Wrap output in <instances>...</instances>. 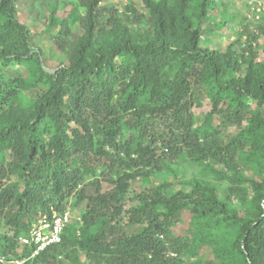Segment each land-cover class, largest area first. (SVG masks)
I'll return each instance as SVG.
<instances>
[{"label": "trees", "instance_id": "1", "mask_svg": "<svg viewBox=\"0 0 264 264\" xmlns=\"http://www.w3.org/2000/svg\"><path fill=\"white\" fill-rule=\"evenodd\" d=\"M104 1L0 0V255L80 210L24 264H264V22L222 0ZM23 8L66 63L47 69ZM226 30L225 50L204 44Z\"/></svg>", "mask_w": 264, "mask_h": 264}, {"label": "rangeland", "instance_id": "2", "mask_svg": "<svg viewBox=\"0 0 264 264\" xmlns=\"http://www.w3.org/2000/svg\"><path fill=\"white\" fill-rule=\"evenodd\" d=\"M132 1V3L141 9L143 13H147L146 7L143 5L142 0H105L103 4L105 5H116L120 10H125V7L129 4V2ZM226 3L228 8V14L229 17H242V19L247 18V24L250 26V31L252 33H255L258 31L257 26H255L256 23L264 22V0H222ZM47 12V10H45ZM21 19L23 22L27 23L31 26L32 31L35 34L36 42L39 46V48L43 51L44 56L46 57L45 62L47 65L48 70H55L58 68L61 64L66 63L65 57L63 54L60 53V51L57 50L55 45L46 37L45 34H43L42 29L44 28L43 24L37 25V22L34 21L35 17L37 16V13L31 14L28 10L25 8L20 9L19 11ZM48 13V12H47ZM63 14L62 12H60ZM233 17V18H234ZM222 19V18H221ZM237 19V18H235ZM238 22V20H236ZM236 22V23H237ZM213 23V22H212ZM241 24L238 22L235 27L236 30L234 32H237L239 29H242ZM238 29V30H237ZM223 34H220L221 36L214 35L211 38L208 39V41L204 44L209 45L213 48H221L226 49L228 45L236 38L234 36V33L232 30H226V32H222ZM247 39V36L245 35L242 40L245 41ZM261 45H264V35L261 34L260 39L256 42ZM260 48V47H259ZM261 56H264V50L262 48L258 49ZM211 103L209 99L204 100V104L202 107L196 109L197 117L203 118V116L210 110ZM201 121V120H200ZM238 131L237 127H229L225 132L229 134H234ZM187 169V176L190 178L194 174L200 172L199 167H195L193 165H186ZM165 175H160L158 178H164ZM157 181V180H156ZM181 187V185L176 186V188ZM140 190V184L136 183L135 186L132 187L131 194L133 195V192ZM247 196L251 199L253 195V190L251 188L248 189V192L246 191ZM245 193V194H246ZM232 205L237 210H243L245 207L241 203L239 198L233 197L231 200ZM131 202H128L127 207H130ZM82 208H84V205H82ZM74 217L79 221L80 219V210H76L75 214H73ZM191 219V213L189 211H186L184 214V222L181 223L177 228L176 232L178 234L185 233L188 223ZM2 231H9L10 229L5 226V228L1 229ZM132 231V229H131ZM202 255L205 260H210L213 258V254L211 252V249L203 248L202 249Z\"/></svg>", "mask_w": 264, "mask_h": 264}, {"label": "built area", "instance_id": "3", "mask_svg": "<svg viewBox=\"0 0 264 264\" xmlns=\"http://www.w3.org/2000/svg\"><path fill=\"white\" fill-rule=\"evenodd\" d=\"M72 219L70 211L55 213L52 218L45 216L34 224L30 235L23 237L22 240L27 244L36 245L35 254H37L52 244L60 243L63 232L71 224Z\"/></svg>", "mask_w": 264, "mask_h": 264}, {"label": "clouds", "instance_id": "4", "mask_svg": "<svg viewBox=\"0 0 264 264\" xmlns=\"http://www.w3.org/2000/svg\"><path fill=\"white\" fill-rule=\"evenodd\" d=\"M68 211H70V210H68ZM65 212H67V211H65ZM65 212H63V213H65ZM71 212V214H72V216H73V219H74V215H73V213H72V211H70ZM55 213H58L57 211H54L53 210V215L52 216H50V215H48V214H44V215H42V216H40L36 221H34V223L32 224V226H31V229H32V227L34 226V224H36L37 222H39V220L40 219H42L43 217H45V216H48L49 218H52L53 216H54V214ZM72 219V220H73ZM31 229H30V231L28 232V234L27 235H22V236H20L19 237V240H20V242H21V245L23 246V247H27V248H30V249H32L33 251L31 252V253H29V254H27V256H25L24 258H22V259H19V258H12V259H8L6 256H1L0 255V263H3V264H24V263H26L27 261H29L31 258H33V257H35L36 255H38L41 251H43V250H41L39 253H37V254H35V251H36V249H37V246L36 245H30V244H27V243H25L23 240H22V238L23 237H27V236H29L30 235V233H31ZM66 229V228H65ZM65 231V230H64ZM64 233V232H63ZM63 236V235H62ZM63 239V238H62ZM56 244H58V243H56ZM52 245H54V244H52ZM51 246V245H50ZM49 247V246H48ZM47 247V248H48ZM46 249V248H45Z\"/></svg>", "mask_w": 264, "mask_h": 264}]
</instances>
